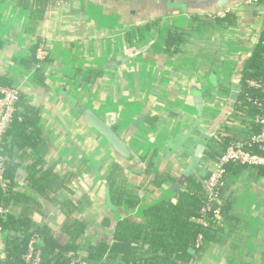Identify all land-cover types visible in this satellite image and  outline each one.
Returning <instances> with one entry per match:
<instances>
[{
  "label": "crops",
  "instance_id": "crops-1",
  "mask_svg": "<svg viewBox=\"0 0 264 264\" xmlns=\"http://www.w3.org/2000/svg\"><path fill=\"white\" fill-rule=\"evenodd\" d=\"M34 1L0 2V85L17 87L38 110L35 123L46 150L37 148L36 154L31 148L27 158L44 160L45 170L73 175L69 193L45 199L26 181L29 160L19 169V190L38 201L33 219L48 225L58 238L67 212L86 223V234L99 238L109 235L123 217H143L152 203L175 202L172 186L192 147L227 105L234 79L241 90L233 113L212 137L224 130L246 139L258 131L255 111L235 115L243 73L254 72L259 82L249 80L247 85L257 88V98L264 96V52L257 51L253 61L258 66L249 70L253 54L264 45V0H67L35 6ZM223 8H230L226 22L205 19ZM171 33L181 41L176 50L165 48ZM36 38L46 41L50 57L45 76L39 78L26 69ZM125 59L105 67L106 62ZM68 95L101 118L112 115L121 136L145 113L128 141L137 164L113 158L102 138L79 122ZM198 96L200 116L195 109ZM173 137L178 144L167 152ZM180 149L184 151L178 154ZM137 165L139 172L134 170ZM161 172H170L173 180L155 187L153 180L161 179ZM107 174L114 188L123 179L131 184L135 207L113 202ZM106 185L115 209L107 206ZM224 200L227 209L214 232L218 240L196 251L194 264H264V166L230 173ZM105 218L110 219L107 227L101 223Z\"/></svg>",
  "mask_w": 264,
  "mask_h": 264
},
{
  "label": "trees",
  "instance_id": "trees-1",
  "mask_svg": "<svg viewBox=\"0 0 264 264\" xmlns=\"http://www.w3.org/2000/svg\"><path fill=\"white\" fill-rule=\"evenodd\" d=\"M2 1L4 0H0ZM20 1L17 0V3L20 4ZM48 2L54 4L67 2V0H35L34 6ZM229 15L230 12L224 17L209 18L207 16L205 19L218 24L226 22ZM191 19L196 20V16L191 15ZM45 42L42 38H36L30 46L29 56L32 64L30 63L26 69L34 78L45 76V70L50 64L49 54L40 60L36 58L38 45ZM180 42L179 37L171 33L168 35L165 48L176 50ZM258 49L252 56L249 70H256L258 63L253 60L259 56L257 51L264 52V45L259 46ZM239 78L244 86L240 101L236 106L235 116L238 118L239 115L250 110L255 111L254 113L259 117L262 111L257 103L264 104V96L261 99L257 98L256 96L259 95L257 88L247 85L249 80L257 82V77L254 72L247 71ZM18 106L22 109L18 110ZM36 115H38V110L29 106L27 100L19 92L12 122L0 145L1 153L5 156L3 172L5 186L3 188L0 186V206L11 208V213L0 217V228L5 234L4 253L0 257V264H25L24 256L34 234L38 236L37 242L40 250L38 264H71L75 259L84 261L86 264H189L190 260L194 264L196 251H203L210 240H218L214 232L217 231L220 219L227 209L224 200L227 176L249 166L236 162H228L224 165V186L220 187L218 192L217 214L213 209L203 210L207 203L204 180L208 177L213 162L225 152L231 143L247 141L248 138H233L224 130L211 137L198 166V172L187 178L181 190L178 191L175 202L162 200L152 203L144 209L143 217H123L115 223L109 235L99 238L95 237L94 233L93 235L86 234V223L67 212L62 226V238H58L48 225L37 224V221L33 219L32 212L39 207L38 201L19 190V169L25 160H29L26 166V181L42 198H52L60 191L69 193L68 186L73 178V175L67 177L60 174L55 168L45 170L44 160L38 159L33 162L30 156L27 158L28 150L31 148H34L33 151L36 154L37 148L42 152L46 150L45 142L42 141L41 128L36 127ZM209 124L208 121L204 129L200 128L199 132L202 134ZM257 125L259 131V124ZM199 132L197 135H200ZM191 139H193L192 142L195 141V137L192 136ZM252 151H257V148L254 147ZM189 160L190 157L187 158L186 165ZM160 175L161 179L158 180L160 176H157L153 180L155 187H161L167 181L173 180L170 172H161ZM106 178L113 202L123 207H135L137 200L131 194L133 191L131 184L123 179L119 183L120 186L114 188L115 181L111 180L108 174ZM198 219H202L206 226L199 223ZM101 223L103 227H107L110 219L105 218ZM199 238L200 243L197 247L196 243Z\"/></svg>",
  "mask_w": 264,
  "mask_h": 264
},
{
  "label": "built area",
  "instance_id": "built-area-1",
  "mask_svg": "<svg viewBox=\"0 0 264 264\" xmlns=\"http://www.w3.org/2000/svg\"><path fill=\"white\" fill-rule=\"evenodd\" d=\"M258 0H246L245 2L250 4ZM61 3V2H58ZM230 12V8H223L208 14L209 18L212 17H224ZM46 43V42H45ZM41 43L38 45L36 51V58L38 60L45 58L49 54L47 43ZM250 83H252L250 81ZM19 90L16 87L2 86L0 85V145L2 139L5 137L6 132L12 122L15 112V103L18 100ZM261 108V115L257 119L259 124V131L255 134H251L247 141H237L231 143L225 150V152L213 162L212 167L209 169L208 177L204 180V190L207 197V203L203 208L204 211L214 210V213H218V192L220 187L224 186L225 168L224 165L228 162H236L246 166H264V104L257 103ZM254 147L257 151H252ZM5 170V156L1 153L0 149V186H5V179L3 172ZM217 206L214 207V204ZM11 213L10 207L0 206V217H5ZM199 223L206 226V223L202 219L197 220ZM4 237L5 234L0 228V257L4 253ZM38 236L33 235L28 245V250L24 256L25 264H38L40 257V250L38 246ZM37 242V243H36ZM200 238L196 243L198 247ZM70 255H72L70 253ZM71 264H86L84 261L77 259L73 260Z\"/></svg>",
  "mask_w": 264,
  "mask_h": 264
},
{
  "label": "water",
  "instance_id": "water-1",
  "mask_svg": "<svg viewBox=\"0 0 264 264\" xmlns=\"http://www.w3.org/2000/svg\"><path fill=\"white\" fill-rule=\"evenodd\" d=\"M167 8H170V6H167ZM125 61H127V59L115 63L106 62L105 67L118 65ZM240 90V81L238 79H234L231 84V92L229 94V100L227 105L220 111L217 117L212 121V123L200 137L198 143L193 149V153L188 164L185 166L180 176L173 184L172 191L175 192L173 195L174 199H177L178 191L181 190L182 185L185 183L187 178L196 172L210 138L214 135L217 129L224 124L226 119L233 113V105L235 102H237ZM68 100L70 102V108L73 110L74 114L77 115L79 122L90 128L92 131L96 132L102 138V143L107 147L110 155L113 158L119 159L121 161L126 160L128 162H132L133 164H137V162H135L134 160L133 153L128 147V141L131 135L139 127L141 121L144 118L145 113L139 114L137 118L133 121L128 132L121 136L115 127V120L113 119L112 115H108L106 116V118H101L91 108H85L72 96L68 95ZM196 101H198V103L195 105V109L197 114L200 116L203 111V107L201 105V97L198 96ZM185 139L186 135L183 136L180 143H183ZM177 144L178 139L176 137L170 139L168 142L167 152H172V150L175 149V146ZM183 151L184 149H180L178 154H181ZM136 167L138 168H134V170L136 172H139L140 167L138 165ZM105 195L107 206L111 209H115V206L110 201L109 187L107 185L105 189ZM216 206L217 203L214 204V207ZM189 264H192V260L189 261Z\"/></svg>",
  "mask_w": 264,
  "mask_h": 264
}]
</instances>
